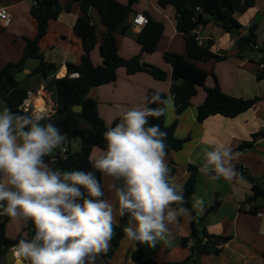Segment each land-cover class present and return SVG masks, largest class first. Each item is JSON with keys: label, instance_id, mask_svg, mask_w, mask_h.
<instances>
[{"label": "crops", "instance_id": "0c3cea01", "mask_svg": "<svg viewBox=\"0 0 264 264\" xmlns=\"http://www.w3.org/2000/svg\"><path fill=\"white\" fill-rule=\"evenodd\" d=\"M119 1L128 3L129 0ZM0 2L9 8L13 17L8 26H3L0 23V67H3L10 61L21 59L27 43L25 37L34 38L38 29L36 19L31 12L34 5L33 0H0ZM67 2L68 0H61L62 5ZM133 8L135 13H149L153 18L163 21V35L157 50L153 53H146L142 52V46L134 35L141 29L133 28V35L117 34V45L120 52L126 57L141 54L143 61L162 67L169 73V77L167 80H159L147 72L129 74L125 68H120L115 81L91 88L88 96L98 101L99 114L110 126L117 119L121 121L123 114L132 107L142 105L150 88L166 92L168 98L165 124L171 125L177 120L175 135L179 138H187L181 149L172 150L166 156L168 165L172 161L178 164L179 170L175 176V183L181 186L187 176V165L189 163L201 164L204 161L205 152L211 150V146L225 143L231 145L235 150L243 141L250 139L253 133H264V80L257 79L258 72L264 68V64L257 63L262 53L259 52L255 56L249 54L246 49L240 51L237 44L239 35L248 33L250 24L255 22L258 24V28L256 31L257 44L254 45V49L264 48V0H256L254 6L244 13L235 12V17L242 25L238 35L228 32L213 21L200 24L193 30V33L202 39V44H206L209 40L213 41L211 47L213 52L226 53V58L220 61L216 59L196 61L200 68L209 73L206 86L211 87L218 82L224 92L236 97L263 96L256 106L236 117L216 114L203 122L198 120V105L206 98L204 87H199L198 93L192 98L191 105L183 112L177 113L171 92L172 66L164 58L165 51L177 52L188 58L186 37L191 33L178 32L176 28L177 13L172 5L162 7L156 0H137L133 4ZM79 12L80 6L77 2H74L69 10L63 8L58 18L50 20L48 33L40 42L46 60L54 62L58 66L56 75L52 74L46 78L29 76L39 64V60L35 58L28 59L25 69L20 72L27 74L21 80L18 79L22 85L27 89L43 90L48 96L46 106L49 116L55 113L57 106L54 77L65 76L68 73L67 63H79L83 53L82 41L74 31V24ZM91 14L99 33L98 42L91 51V59L95 65H99L103 63L100 43L105 27L100 22L95 10H92ZM64 67L65 74L59 75ZM49 86H53V94L48 92ZM34 101L36 100L34 99ZM66 147L72 151L80 150L78 140H68ZM102 150L105 149L95 146L90 154L91 160L95 161L101 156ZM235 152L240 153L238 160L234 161L237 172L239 166H242L253 177L262 179L264 174V134L259 136L257 142L249 148ZM49 165L53 168L52 163ZM112 182L110 177L102 175L101 185L106 198L117 205L114 192L109 190V184ZM262 183L264 184V180ZM217 192L223 198L222 203L216 210L206 214L203 223L210 233L227 236L228 239L220 244L221 251L218 254L202 255L201 264H264V206L256 204L260 208L259 212L242 209V204L250 201L249 198L253 193L252 183L239 175L231 181H226L223 178L214 180L211 176L199 171L195 192L192 196L193 207L199 215H205L208 208L214 203ZM197 201H202V205ZM191 221L192 213L186 209L185 212L178 215L175 224L169 225V232L164 240H159L155 247L147 243H142L139 246L140 258L136 261L132 259V251L136 249L135 240H131L125 235L112 256L110 264H137L148 260L160 264L184 261L189 255V247L193 239L189 238L187 246L183 244L182 239L190 237ZM119 222L120 216L117 214L116 222L113 225L114 229ZM28 223L29 220L26 221L22 217L0 216V225L10 238L23 235L26 240H31L35 232L32 233L28 229ZM102 259L103 254L96 258L98 261Z\"/></svg>", "mask_w": 264, "mask_h": 264}, {"label": "trees", "instance_id": "16d2710c", "mask_svg": "<svg viewBox=\"0 0 264 264\" xmlns=\"http://www.w3.org/2000/svg\"><path fill=\"white\" fill-rule=\"evenodd\" d=\"M33 5L32 15L37 22V34L34 38L25 37L27 43L23 56L18 61H10L0 67V107L11 109L13 113L28 114L19 109L27 88L17 79V74L25 69L26 61L30 58L39 60L38 66L32 70L29 76L49 77L56 75L58 66L54 62L47 61L40 47V42L48 33L49 22L51 19L58 18L63 8L68 10L74 2L79 3L80 12L74 24V31L81 39L83 53L79 63H67L68 73L63 77H54L55 94L57 106L55 113L49 121L55 124L61 134L65 136V141L60 148L53 151L50 156L44 159L47 163H52L54 170L85 172L95 171L92 167L94 161L90 154L92 149L97 146L106 149L107 144L104 133L109 127H114L120 122L115 120L110 126L100 116L98 111V101L90 98L88 93L91 88L110 83L118 78V70L125 68L129 74L137 72H147L159 80H167L169 73L160 66L145 62L141 54L126 57L122 55L117 45V34H132L133 26L131 19L135 14L133 4L137 0H129L122 3L119 0H68L62 5L61 0H37ZM162 7L168 5L176 9V28L178 32L191 33L186 37V51L188 58L183 55L165 51L164 58L172 66V86L174 104L177 113H181L191 105L192 98L198 93L199 87H204L206 91L205 100L198 105V120L203 122L212 115L221 114L226 117H236L257 105L263 98L257 95L253 98L236 97L224 92L219 83L214 86H206L208 72L200 68L196 61H207L211 59L223 60L226 53L217 54L212 51L213 41L209 40L202 44L197 39V34L193 30L200 24H207L211 21L220 25L231 33H238L242 29L240 21L235 17V12H246L254 6L256 0H156ZM199 7V9H198ZM98 13L100 22L105 30L102 33L100 52L103 63L95 65L91 59V51L97 44L98 28L93 22L91 11ZM149 22L137 33L135 39L141 44L142 52L153 53L157 50L158 44L164 31V22L153 18L149 13ZM257 23L249 26L248 33L239 35L237 44L240 51L253 50L257 44ZM248 49H247V48ZM262 56L257 60L258 64H264V48H259ZM78 72L79 76H71ZM258 80H264V68L257 74ZM159 92L161 99L165 103H153L148 105L151 108H163L164 113L159 118L149 117V125H159L161 131L167 133L166 144L167 153L172 150H179L183 147L187 138H179L175 135L178 121L175 120L171 125L165 124L166 103L168 95L164 91L150 88L147 97ZM263 132H256L252 137L243 141L234 151H242L257 142ZM68 140H78L79 151H72L67 147L65 153L61 152L63 146H67ZM189 163L187 165V176L182 183L184 203L174 204L176 208H186L192 213V232L190 237H183L182 242L187 246L189 238L193 241L189 247V255L182 262H167L164 264H201V256L205 254H218L221 251L220 244L228 239L227 236L215 235L208 231L203 220L206 214L216 210L222 203V196L217 192L214 203L208 208L205 215H199L193 207L192 196L195 192L197 176L202 164ZM171 169L170 175L175 177L179 166L175 161L168 165ZM239 166L238 175L247 178L252 183L253 193L250 200H255L259 196L264 197V184L259 179L253 177L249 172ZM95 175L102 181V174L95 171ZM264 179V174L262 175ZM251 212H256L255 210ZM129 217H120V222L115 226L113 237L110 241L108 251L103 254L101 261L96 260V264H110L112 256L117 251L122 239L125 237L123 228L127 226ZM28 229L34 233L35 226L29 220ZM26 240L23 235L16 238L8 237L0 225V257L11 247L17 245L20 240ZM136 249L132 251L134 261L140 258V248L142 244L135 241ZM137 264H160L152 260L143 261Z\"/></svg>", "mask_w": 264, "mask_h": 264}, {"label": "clouds", "instance_id": "9594fccd", "mask_svg": "<svg viewBox=\"0 0 264 264\" xmlns=\"http://www.w3.org/2000/svg\"><path fill=\"white\" fill-rule=\"evenodd\" d=\"M132 107L104 135L107 147L92 167L112 183L117 205L106 198L95 171L54 170L45 161L60 148L65 136L49 121L43 108L32 114L0 112V216L31 220L35 234L13 248L17 264H96L114 234L116 215L128 216L125 235L155 247L169 225L186 209L173 208L184 201L166 162L167 133L149 125L159 118L165 103L159 92ZM240 153L219 143L205 152L200 171L212 179L231 181L238 176L234 161ZM202 205V201H197Z\"/></svg>", "mask_w": 264, "mask_h": 264}, {"label": "built area", "instance_id": "2783aa9c", "mask_svg": "<svg viewBox=\"0 0 264 264\" xmlns=\"http://www.w3.org/2000/svg\"><path fill=\"white\" fill-rule=\"evenodd\" d=\"M38 1L37 0H33V4L35 5ZM199 9V7H198ZM12 13L9 10V8L2 4L0 2V23L3 26H8L11 24L12 22ZM149 22V17L146 13L144 12H138L135 13L131 19V23L133 28H139L142 29L147 23ZM197 39L199 40V42L201 43V38L199 36H197ZM71 76L77 77L79 76L78 72H74L71 74ZM36 93V89L34 88H28L27 89V94L24 97L22 103L19 106V109L22 110L25 113L28 114H32L35 113L36 111H38L36 105H35V101H34V94ZM47 107V106H46ZM47 111V113H49L48 107L47 109H45ZM2 108L0 107V112H2ZM67 151V147L66 145L63 146L61 148V152L65 153ZM242 209L246 210V211H253L255 210L256 212H259V207H257L256 203L253 202L252 200L250 201H246L244 204H242Z\"/></svg>", "mask_w": 264, "mask_h": 264}, {"label": "bare ground", "instance_id": "6f19581e", "mask_svg": "<svg viewBox=\"0 0 264 264\" xmlns=\"http://www.w3.org/2000/svg\"><path fill=\"white\" fill-rule=\"evenodd\" d=\"M66 72L65 67L59 72V75H64ZM48 96L46 95L45 92H43V90H36V93L34 94V98L35 101V105L37 107V109H47L46 104H47V100L49 98H47Z\"/></svg>", "mask_w": 264, "mask_h": 264}, {"label": "rangeland", "instance_id": "374dc122", "mask_svg": "<svg viewBox=\"0 0 264 264\" xmlns=\"http://www.w3.org/2000/svg\"><path fill=\"white\" fill-rule=\"evenodd\" d=\"M99 34V33H98ZM247 52L249 53V54H254L255 56H257L258 54H259V51L257 50V49H253V50H247ZM36 62H37V60H36ZM27 69H30V68H27ZM27 76V74H25V73H18L17 74V79H19V80H21L22 78H24V77H26ZM47 90H48V92H50L51 94H53L54 93V89H53V86H49L48 88H47ZM262 178V177H261ZM262 180H264L263 178L262 179H259V182L261 183V184H263L262 183ZM256 202V204H258V205H261V206H264V197L263 196H259L257 199H255V200H253V202Z\"/></svg>", "mask_w": 264, "mask_h": 264}, {"label": "water", "instance_id": "95a60500", "mask_svg": "<svg viewBox=\"0 0 264 264\" xmlns=\"http://www.w3.org/2000/svg\"><path fill=\"white\" fill-rule=\"evenodd\" d=\"M29 71V70H25ZM13 248L11 247L6 253L0 257V264H17L16 259L13 256ZM27 264V262H25Z\"/></svg>", "mask_w": 264, "mask_h": 264}, {"label": "flooded vegetation", "instance_id": "af4514ba", "mask_svg": "<svg viewBox=\"0 0 264 264\" xmlns=\"http://www.w3.org/2000/svg\"><path fill=\"white\" fill-rule=\"evenodd\" d=\"M14 247V246H13Z\"/></svg>", "mask_w": 264, "mask_h": 264}]
</instances>
